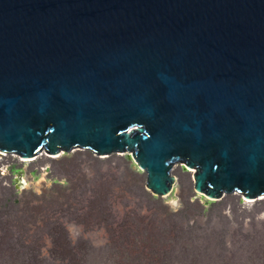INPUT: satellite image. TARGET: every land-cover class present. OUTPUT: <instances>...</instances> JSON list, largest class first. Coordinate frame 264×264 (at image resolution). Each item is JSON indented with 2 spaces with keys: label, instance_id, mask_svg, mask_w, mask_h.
<instances>
[{
  "label": "water",
  "instance_id": "1",
  "mask_svg": "<svg viewBox=\"0 0 264 264\" xmlns=\"http://www.w3.org/2000/svg\"><path fill=\"white\" fill-rule=\"evenodd\" d=\"M73 148L264 194V0H0V149Z\"/></svg>",
  "mask_w": 264,
  "mask_h": 264
},
{
  "label": "rangeland",
  "instance_id": "2",
  "mask_svg": "<svg viewBox=\"0 0 264 264\" xmlns=\"http://www.w3.org/2000/svg\"><path fill=\"white\" fill-rule=\"evenodd\" d=\"M195 171L173 161L160 196L125 153L0 149V264H264V194L213 198Z\"/></svg>",
  "mask_w": 264,
  "mask_h": 264
},
{
  "label": "bare ground",
  "instance_id": "3",
  "mask_svg": "<svg viewBox=\"0 0 264 264\" xmlns=\"http://www.w3.org/2000/svg\"><path fill=\"white\" fill-rule=\"evenodd\" d=\"M39 183V182H38Z\"/></svg>",
  "mask_w": 264,
  "mask_h": 264
}]
</instances>
